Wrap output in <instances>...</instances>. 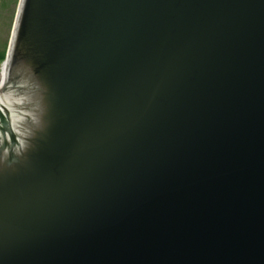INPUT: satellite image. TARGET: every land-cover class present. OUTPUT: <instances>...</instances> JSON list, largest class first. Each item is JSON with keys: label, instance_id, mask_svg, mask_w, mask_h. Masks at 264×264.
<instances>
[{"label": "water", "instance_id": "water-1", "mask_svg": "<svg viewBox=\"0 0 264 264\" xmlns=\"http://www.w3.org/2000/svg\"><path fill=\"white\" fill-rule=\"evenodd\" d=\"M11 37L0 264H264V0H19Z\"/></svg>", "mask_w": 264, "mask_h": 264}, {"label": "bare ground", "instance_id": "bare-ground-1", "mask_svg": "<svg viewBox=\"0 0 264 264\" xmlns=\"http://www.w3.org/2000/svg\"><path fill=\"white\" fill-rule=\"evenodd\" d=\"M12 43V37L10 38V43ZM7 60L2 62L0 69V110L1 114L5 119H8L9 124L16 131L18 128L15 126H20L25 117L21 114L20 110L26 101L24 100V95L20 93V89L7 81ZM3 107L5 110H3Z\"/></svg>", "mask_w": 264, "mask_h": 264}, {"label": "rangeland", "instance_id": "rangeland-1", "mask_svg": "<svg viewBox=\"0 0 264 264\" xmlns=\"http://www.w3.org/2000/svg\"><path fill=\"white\" fill-rule=\"evenodd\" d=\"M18 3L19 0H0V54H6Z\"/></svg>", "mask_w": 264, "mask_h": 264}, {"label": "trees", "instance_id": "trees-1", "mask_svg": "<svg viewBox=\"0 0 264 264\" xmlns=\"http://www.w3.org/2000/svg\"><path fill=\"white\" fill-rule=\"evenodd\" d=\"M4 58H5V53L1 52V54H0V63L4 60Z\"/></svg>", "mask_w": 264, "mask_h": 264}]
</instances>
